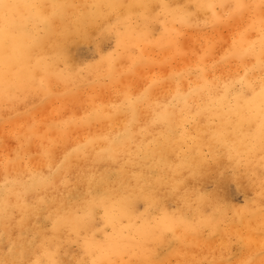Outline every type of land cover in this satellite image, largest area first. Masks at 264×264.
Returning <instances> with one entry per match:
<instances>
[{"label": "bare ground", "instance_id": "bare-ground-1", "mask_svg": "<svg viewBox=\"0 0 264 264\" xmlns=\"http://www.w3.org/2000/svg\"><path fill=\"white\" fill-rule=\"evenodd\" d=\"M236 2L3 0L0 259L260 264L264 25L214 22Z\"/></svg>", "mask_w": 264, "mask_h": 264}, {"label": "snow or ice", "instance_id": "snow-or-ice-1", "mask_svg": "<svg viewBox=\"0 0 264 264\" xmlns=\"http://www.w3.org/2000/svg\"><path fill=\"white\" fill-rule=\"evenodd\" d=\"M15 7H16L15 5L5 4L3 3V0H0V21H3L2 25H0V35H3L5 41H7L8 36H9L10 10ZM143 7H148V5H144ZM161 7H167V6L161 5ZM199 7H207L209 9H214L216 6L209 4L206 6L201 5ZM221 7H223V5H221ZM249 7H252V6L242 3L240 2V0H237V2L231 6V11L225 14L224 17L217 16L216 13L213 11L214 22L227 23L233 16L242 14V12ZM261 8H262L261 23L262 25H264V0H261ZM43 19L45 23L49 25H51L53 22L51 17H43ZM119 43L120 41L118 39L117 45H119ZM8 67L9 65L5 64V74H7ZM261 145H262V148H264V133H262V136H261ZM22 247L23 246L21 245V248ZM11 251H12V248H9V253H11ZM261 255L264 256V242L261 243ZM0 264H25V261H23L22 259H17V258H9V256L6 255L4 259H0ZM32 264H39V261H33ZM47 264H86V262L78 258L68 260L66 262L59 261L53 258H49V260L47 261ZM91 264H97V262L93 260ZM142 264H163V262L146 260V261H143ZM241 264H253V262L251 260H245V261H242ZM260 264H264V259L261 260Z\"/></svg>", "mask_w": 264, "mask_h": 264}, {"label": "rangeland", "instance_id": "rangeland-1", "mask_svg": "<svg viewBox=\"0 0 264 264\" xmlns=\"http://www.w3.org/2000/svg\"><path fill=\"white\" fill-rule=\"evenodd\" d=\"M160 31V29H159ZM226 33V32H225ZM213 41V38L211 36H200L195 39L196 46L199 47L198 51L201 53L203 50H206L208 47H210L211 43ZM113 48V43L111 41H107L104 43V49L105 50H112ZM222 50V49H221ZM197 51V52H198ZM90 52V50L87 47H81L80 49V55L83 57L84 61H87L88 58L93 59V55L91 53L88 55L87 53ZM222 51L217 52V57L222 55ZM219 58V57H218ZM159 61H161V58H158ZM71 110H61L57 115H55L57 121L65 120L69 118L73 112H70ZM230 192V195H229ZM227 193L229 197L232 200H235L238 204H243L244 203V192L240 189H238L234 184L229 185L227 187ZM175 202H170V206L174 207Z\"/></svg>", "mask_w": 264, "mask_h": 264}]
</instances>
